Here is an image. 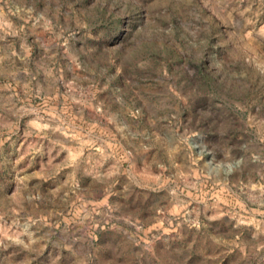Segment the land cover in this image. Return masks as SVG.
Instances as JSON below:
<instances>
[{
	"label": "rangeland",
	"instance_id": "374dc122",
	"mask_svg": "<svg viewBox=\"0 0 264 264\" xmlns=\"http://www.w3.org/2000/svg\"><path fill=\"white\" fill-rule=\"evenodd\" d=\"M0 264H264V0H0Z\"/></svg>",
	"mask_w": 264,
	"mask_h": 264
}]
</instances>
